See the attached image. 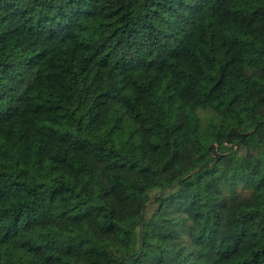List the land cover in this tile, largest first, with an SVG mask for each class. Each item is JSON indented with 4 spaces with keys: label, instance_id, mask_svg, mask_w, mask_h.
Returning <instances> with one entry per match:
<instances>
[{
    "label": "trees",
    "instance_id": "16d2710c",
    "mask_svg": "<svg viewBox=\"0 0 264 264\" xmlns=\"http://www.w3.org/2000/svg\"><path fill=\"white\" fill-rule=\"evenodd\" d=\"M0 264H264V0H0Z\"/></svg>",
    "mask_w": 264,
    "mask_h": 264
}]
</instances>
